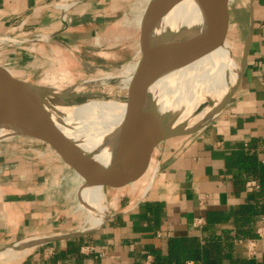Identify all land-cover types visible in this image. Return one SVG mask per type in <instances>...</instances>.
I'll return each instance as SVG.
<instances>
[{"label": "crops", "instance_id": "crops-1", "mask_svg": "<svg viewBox=\"0 0 264 264\" xmlns=\"http://www.w3.org/2000/svg\"><path fill=\"white\" fill-rule=\"evenodd\" d=\"M112 2L0 0V37L20 31L30 42L19 45H38L45 60L58 56L55 50L76 58L74 48L109 30L116 13ZM248 20L245 40L251 23L252 38L246 67L223 114L198 134L172 138L180 139L158 156L160 166L147 192L120 197L98 231L40 247L20 264H156L158 256L162 264L177 259L181 264H264V238L257 236L264 217V0H254ZM34 38L38 42L31 43ZM5 47L0 66L30 73L36 62L28 61L27 48ZM38 154L23 155L0 144V249L72 230L68 221L59 228L51 220L59 193L56 178L64 174L62 165L69 167ZM251 181L259 188H248ZM176 242H183V252Z\"/></svg>", "mask_w": 264, "mask_h": 264}, {"label": "water", "instance_id": "water-1", "mask_svg": "<svg viewBox=\"0 0 264 264\" xmlns=\"http://www.w3.org/2000/svg\"><path fill=\"white\" fill-rule=\"evenodd\" d=\"M253 2L254 0H250V7L253 6ZM172 8V0H154L147 8L144 22L141 24L143 40L140 48V69L137 73L140 81L135 87L136 89L128 88L131 100L126 102L135 104V110L118 121L110 122L112 119L108 120L89 139L74 141L67 135L54 131L53 124L48 125L44 120L34 118L28 111V106L25 105L27 99L47 102L55 92L40 84L17 78L0 66V87H8L14 98L11 111L2 107L0 99V144L14 141L31 148L42 156L54 157L65 163L71 170L75 169L86 173L85 183L89 187L101 185L104 191L106 189L121 190L125 186H131L142 176L153 152L160 148L162 143L172 138L198 134L210 126L223 114L238 88L247 63L252 38V23L243 45L239 63L240 73L236 85L215 109H213L214 104L210 100L212 112L200 123L191 127L183 124L169 129L166 125V111L169 105L166 97L169 88L164 89L162 81L165 75L167 76L173 69H177L174 65L175 55L170 49L169 42L168 16ZM0 38L11 44H13L11 41H17L12 38ZM46 39L44 37L43 40ZM17 42L24 44L30 40ZM35 42L38 41L31 40V43ZM193 54L189 55L182 66L190 62ZM57 97L66 104L81 105L74 101L79 99L78 97L63 95ZM105 152L122 154V156L116 154L114 158H118L117 165L113 164L107 173L114 171L118 165L129 172L122 177L109 178V176L98 175L94 171L88 170L89 166L93 164L97 166L95 169H98L101 163L100 156ZM109 216L108 214L103 223L95 229L22 239L1 248L0 255L9 251H34L40 247L86 237L98 231Z\"/></svg>", "mask_w": 264, "mask_h": 264}, {"label": "bare ground", "instance_id": "bare-ground-1", "mask_svg": "<svg viewBox=\"0 0 264 264\" xmlns=\"http://www.w3.org/2000/svg\"><path fill=\"white\" fill-rule=\"evenodd\" d=\"M216 1L172 0L173 8L168 16V29L170 31V49L175 55L174 65L177 69H173L169 75H165L162 81L163 88H169L166 97V101L169 103L166 111V125L169 129L183 124L191 127L206 119L212 112L210 108L195 114L202 100H211L214 104L213 109H215L238 82L240 67L233 53L235 55L239 53H237L238 49L234 44L235 36L232 23L226 15V11L223 10L222 1L220 0L218 3ZM56 6L59 9L67 8V5L57 4ZM11 42L14 44L17 41ZM192 53L194 54L190 62L182 66V63ZM140 57H136L133 63L124 65L118 73L115 72L121 77L123 88L136 89L135 87L138 86L140 80L137 73L140 69ZM97 73L101 74V71ZM107 77L109 79L111 76ZM54 81L55 79L49 84L54 85ZM83 85H78L77 89L74 87L73 92L75 94L65 93L63 89L59 88L47 102L27 99L25 105L28 106V111L34 118H40L48 125L53 124L55 126L54 131L67 135L74 141L91 138L108 120L112 119L110 122L118 121L135 110V104L122 102L119 98L111 100L92 99V101L81 105H69L57 97L63 95L81 98L84 96V94H80ZM55 87L57 89V85ZM8 89L5 86L0 87V99L2 107L11 111L14 98L11 96L12 91ZM116 154V152L102 154L99 159L100 166L95 169L97 167L95 165L93 171L98 175L109 176V178H118V175L121 177L120 175L126 171L121 168V165L116 166L114 171L107 173L113 164L117 165L116 160L118 158H114ZM117 155L122 156V154ZM86 176L84 173L81 179H86ZM103 190L101 185H96L89 187L87 191H78L79 200L76 210L78 212L85 208L87 210L84 230L97 228L111 212L108 201L109 195L106 192L104 195ZM93 198L94 201L92 202ZM31 252L32 250L6 252L0 255V264H20Z\"/></svg>", "mask_w": 264, "mask_h": 264}, {"label": "rangeland", "instance_id": "rangeland-1", "mask_svg": "<svg viewBox=\"0 0 264 264\" xmlns=\"http://www.w3.org/2000/svg\"><path fill=\"white\" fill-rule=\"evenodd\" d=\"M153 1L154 0H113L112 8L116 13L109 23V30L103 33L100 31L95 33L93 36L94 39L90 45H85L81 48H74L76 52L73 54H76V58L71 57V54L68 52L61 53L55 50L58 56H55L52 59L49 58V60H45L41 57L42 55L39 52L41 48L39 49L38 45L33 46L29 44L20 46L19 44L21 43H14L18 44L21 50L27 48L24 51H26L31 56L28 61H35L36 65L30 66V69H32L30 73L29 71L25 73L24 69H19V71L11 69V74L17 78L24 79L35 84H40L49 90L52 88L51 90L54 92L61 88L65 93H74V87L77 89L78 85L82 86L84 84L83 89L80 90V94H84V96L74 100L80 104L92 101V99L111 100L119 98L122 102H130L131 96L129 95V90L125 87H122V79L118 74L116 75V73H118V71L124 65L133 63L136 57L141 56V54H139L143 40V28L141 24L144 22V16L147 8ZM221 1L223 10L226 11V15L232 23V29L235 36L234 44L236 45V49H238L237 53L240 54L235 55L233 53V56L238 61V63H240L242 49L249 24L248 19L250 12V0ZM17 33L18 32H16V34ZM12 47L8 49L10 51H19L18 49H20L13 44ZM0 48V53H2L3 49L6 50L5 46H0ZM28 48L30 50H28ZM72 52H74V50H72ZM100 71L101 74H98L97 72ZM51 75H53V77H51ZM109 75L111 77L108 79L107 76ZM53 78L55 81L57 80L56 82L54 81V85H57V89L54 85L49 84L54 80ZM101 80H104L105 82H102ZM209 108L211 109L210 100L203 99L196 109L195 114H199L205 109L209 110ZM178 139L167 140L162 144V146H160L159 149L156 150L155 154L152 155L153 158L151 157L152 159H150L147 164L145 175L138 182L136 181L131 186H125L123 188L126 190L116 193L111 191V189H106V191L103 190L104 195L106 193L109 195L108 201L111 210L117 207L120 197L130 194H137L142 197L145 192H147L152 184L156 171L160 166L158 156L161 157L165 149L169 147V145H173ZM2 144L5 145V149L20 152L23 155L36 152L31 148L14 141L13 143L6 142ZM37 160L39 161V159ZM49 165L50 164L46 163V168H48ZM61 167L65 169V171L63 175L57 176L55 181V187L59 189V193L57 194L58 198H56V201L54 200L55 203H53L54 212H52L51 220L59 228L64 224L65 221H68V228H71V231H77L81 228L84 229L85 222L87 220V210L86 208L84 210L81 209L79 212L76 210V205L79 200L78 191H87L89 188V186H87L85 183L86 179H81L82 175H84V172L75 169L71 170L70 168L68 169L63 165ZM94 167V164L90 165L88 170L93 171ZM127 172H129V170ZM127 172L125 171L120 176L122 177L123 175L127 174ZM77 181L78 183L76 184ZM93 201L94 198L92 202ZM56 202H59L60 205H56ZM113 206L115 207L113 208ZM110 214L111 213H109V215Z\"/></svg>", "mask_w": 264, "mask_h": 264}, {"label": "built area", "instance_id": "built-area-1", "mask_svg": "<svg viewBox=\"0 0 264 264\" xmlns=\"http://www.w3.org/2000/svg\"><path fill=\"white\" fill-rule=\"evenodd\" d=\"M69 7H70V5H67V9ZM5 37L9 38V39L10 38L16 39L17 41H29L30 40V39L26 40L25 38H21L20 37V31L17 34L16 33L13 34V36L12 35H8V36H5ZM34 39H37V38H34ZM0 40H1V38H0ZM1 42H4V43H1ZM0 43H1L0 46H2V47L3 46H7V44H11V43H9L7 41H0ZM247 187L248 188H259V185L256 182L251 181V182L247 183ZM257 236L259 238H264V217H262V222H261L260 226L257 229ZM249 243H250V250H253L254 241H249ZM185 264H193V263L192 262H186Z\"/></svg>", "mask_w": 264, "mask_h": 264}, {"label": "trees", "instance_id": "trees-1", "mask_svg": "<svg viewBox=\"0 0 264 264\" xmlns=\"http://www.w3.org/2000/svg\"><path fill=\"white\" fill-rule=\"evenodd\" d=\"M252 169L253 170H259L258 169V167H257V165L256 164H254L253 166H252ZM174 247L178 250V251H181V252H183L184 251V244H183V242H176L175 244H174ZM175 259V258H174ZM176 260V259H175ZM180 260V259H179ZM178 259L174 262V264H181L180 263V261H179ZM168 262H169V260H168ZM168 262H166V263H168ZM166 263H163V264H166ZM156 264H162L161 263V258H160V256H158V257H156Z\"/></svg>", "mask_w": 264, "mask_h": 264}]
</instances>
